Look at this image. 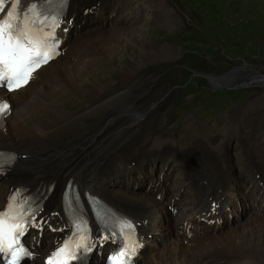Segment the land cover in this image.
I'll list each match as a JSON object with an SVG mask.
<instances>
[{"label":"bare ground","instance_id":"1","mask_svg":"<svg viewBox=\"0 0 264 264\" xmlns=\"http://www.w3.org/2000/svg\"><path fill=\"white\" fill-rule=\"evenodd\" d=\"M43 1L22 0V5L28 7L36 4L38 7ZM83 1L68 0L67 11L63 12L65 14L60 19L62 22L58 27H55V31L63 41L62 46L70 45V53L63 55L61 52L55 60L35 72L29 84L17 92L6 93L0 90V104L8 103L11 111L0 129V150L14 153L17 156L8 173L1 179L4 183L2 194L7 195L16 187L28 189V193L32 195H40L45 190L44 196L47 197L45 211L48 215L49 211L61 208V195L64 186L67 180L72 178L82 188L90 190L91 194L102 197L117 211L141 224V229L137 235L139 247L142 249L139 264H209L211 261L222 262V264H264V229L258 221L264 217L253 216L254 223L260 225L250 226L251 228L244 229L241 232H231L227 238L223 237L222 239L224 233L221 232H223L225 226L223 212L229 208L230 202V200L224 198L225 194L227 195V167L222 157H217L211 152L203 150V157L213 164L212 177L209 179L211 183H209V180L203 178L202 173L193 165V162L183 156L187 161L184 185L186 188L191 187L193 193L191 192L188 195L187 202L181 203V207L186 206L181 208L182 210L177 216L174 213L178 210L175 202L173 205L170 202L168 205H164L159 203L161 200L159 202L158 200H154V202L147 201L118 189L115 181L120 175L121 166L116 168V180H101V177H98L99 181L87 180L89 173L93 175L99 169L101 170L100 152H103L101 151V141L106 139L113 141L111 136H107L108 134H118V131L122 128L136 124L143 125L144 128L150 131L151 126L154 124L153 120L157 117L155 114L166 110L168 101L166 100L164 105H160V103L148 108L145 100L136 99L134 104L129 105L126 101L133 96V87L123 89L112 96L99 98L107 90L101 91L102 82L96 81L95 78L92 79L93 74L91 72L84 71L93 67L96 55H100L101 62L110 64L116 62L121 67L122 60L118 54L114 53L115 47H111V44L119 42L118 39L125 45V51H127L126 47L131 45L137 50L138 60L131 61V58L128 59L127 57V60L134 65L137 62L143 64L150 61L153 55L150 54L148 47L145 48L139 44L142 35L139 34L140 28L133 24L132 13L134 12H130L128 9L122 19L116 18V22H114L113 18L108 22L107 18L104 17L105 7L109 1L112 2L113 0H102L103 8L97 11L99 13L97 17L101 18L102 13L103 25L86 29L82 18L83 10L80 9V7H83ZM152 1L147 0V3L151 5ZM143 5L145 4L142 3L141 6ZM39 10L48 17L51 16L53 11V9L48 12L42 9ZM4 16L5 13L0 12V19ZM71 17H73V20L76 19L79 24L74 32L71 29L68 32L67 22ZM41 18L43 19V16ZM127 19L130 22H126ZM121 22H123L122 26H120ZM125 25L128 27H125ZM116 47L121 48L119 44ZM132 54L134 55V52ZM116 69V72L121 76L129 80L135 79L136 71L133 65L126 72H123L121 68ZM100 72L106 73L105 70ZM111 73L114 74L115 72H107V75ZM237 78H239L238 74L214 78L213 84L223 83L228 85L230 79H232V82ZM65 86L69 89L68 92H64ZM81 86H85V88L81 90ZM81 92L85 93V98L86 96L91 97V99L87 98L85 105L81 106L85 107L86 110L80 112L65 110L66 104L71 103L72 100L78 101L80 99ZM68 96L72 98L71 101H68ZM255 105L248 106L246 110L249 111ZM117 107H121L122 115L113 112ZM102 113H110V116L105 121L96 123V126L93 125L94 127H90V129L86 127L85 120L90 115H101ZM257 117L251 120L255 129L264 126V118ZM91 132L94 133V136ZM134 138H137V136L129 138L128 142L126 141L127 144L123 146V155H128L135 147H141L144 150L141 154L144 155L133 158L134 162L142 163L148 156L151 158L159 157L154 156V154L151 155V149L146 147L145 144H138L137 139ZM34 142H37V144H34ZM106 148L108 147L106 146ZM167 153L169 156L170 153ZM23 155H26L24 159L21 158ZM249 157V161L246 158L244 162L248 172L255 169L256 172L263 174L264 167L258 166L251 155ZM124 158L126 163L133 162V159H129L130 157ZM119 164L122 165L123 162ZM133 167L140 170L141 164H133ZM95 176H98V174H95ZM251 183H249L248 188L250 190L253 187ZM209 184L211 185L210 190L208 189ZM181 186H183V183H181ZM49 187L51 188L49 189ZM160 187L162 188V186ZM48 190L49 193L47 194ZM214 193L216 196H220L214 198ZM157 194H160L159 197L157 195L158 199H163L165 196L163 190ZM168 198L169 200L174 199ZM202 198L209 200V209L210 203L216 202L218 205L216 215L209 213L210 210L206 209V204L201 203ZM258 199L264 206V194L259 195ZM0 203L1 208L4 206V200H0ZM169 207L174 208L175 218L167 212ZM163 215L167 216V223L164 222L167 226L172 225L176 218L180 221V225L176 234L170 235L166 243L160 244L164 240L156 239L157 234L154 236V233L158 229L156 225L161 224L160 218ZM50 221L57 222L59 217H53ZM194 223L199 224L198 229L193 228ZM153 228L154 230H152ZM228 231L230 232L229 229ZM187 235L192 236L187 239ZM185 240L187 244L184 245ZM212 240H216V242L213 243ZM41 246H43L41 247L42 252L48 248L45 241L42 242ZM29 264L38 263L31 261Z\"/></svg>","mask_w":264,"mask_h":264},{"label":"rangeland","instance_id":"2","mask_svg":"<svg viewBox=\"0 0 264 264\" xmlns=\"http://www.w3.org/2000/svg\"><path fill=\"white\" fill-rule=\"evenodd\" d=\"M145 2L147 3V0H132L130 4L133 11H135L132 13L133 20L136 18L137 22L135 24L137 28H140L139 34L142 35V38L139 39V44L145 48L148 47L147 49L153 55V58L143 64L141 62H137L136 65L132 64L127 60V57L128 59L131 58V61L138 60L137 50L131 45L126 47L127 51H125V45L118 39L119 42L111 44V47H115L114 53L118 54L122 60L121 67L116 62L114 64L101 62V57L98 54L96 55L97 59L95 58L94 60L93 67L84 71L91 72L93 74L92 79L95 78L96 81L102 82L101 91L107 90L99 98L112 96L123 89L133 87L134 94L126 101L129 105L134 104L136 99H140L145 100L149 108V106L152 107V105L160 103V105H164V102L167 100L166 112L154 118L153 123L159 119L155 124V128L161 125L159 127L161 131L173 133V139H175V133H180L182 139L181 147L187 152H198L194 138H200L204 141L207 137L215 135L224 136L223 140L227 141L226 147L222 150L225 159L222 158V160L227 167V195L225 194L224 198L231 200L234 195L231 191L232 175H234L235 183L233 187L236 184L237 194L235 197L238 202H236V199H232L235 205L232 204L229 207V212L227 211V215L223 217L225 226L223 232H221L224 233L222 239L223 237L227 238L231 232H241L244 229L260 225L254 223L252 217L258 215L264 217V206H262L260 200L258 203H254L252 199L257 198L258 200L259 195L264 194V189L262 191L259 185L260 182H264V173L262 174L252 169L253 173L257 174L256 179L258 181L255 180V174L250 175L248 170L246 171L243 161L246 158L249 161V155H251L258 163V166L264 167V126L255 129L251 122L257 116L260 119L264 118V89L249 88L246 89L248 92L241 89L227 91L222 89L223 87L214 86V81H207L206 77L217 75L216 78H221L223 76L219 74L225 73L229 70L230 66L238 63L249 62L264 66V0H251V2L250 0H153L151 5ZM109 3L112 2L109 1ZM128 3L129 0H118L115 6L123 11L121 12L118 9V14H116L117 12H115L114 7L109 6L107 13L115 14L113 18L122 19L128 10L126 8ZM142 3L145 5L141 6ZM107 13H104V17L109 22L113 18L107 16ZM98 14L97 12L96 16ZM128 21L130 22L129 19L126 20V22ZM122 24L123 22H121L120 26ZM127 25L125 27L129 26ZM88 28L86 26V29ZM118 44L121 48L116 47ZM133 52L134 55L132 54ZM132 65L136 71L135 79L133 80H129L116 72V68H121L123 72H126L128 69H131ZM102 70H105L106 73L100 72ZM189 71L193 74H186ZM107 72H115L116 74L111 73L107 75ZM198 74L200 75L198 76ZM66 87H64V92L69 91ZM84 88L85 86H81L80 89ZM84 95L85 93L81 92L78 101H74L68 96V101L72 100V102L66 104L64 109L74 112L85 111L86 108L81 106L85 105V100L87 98L91 99V97L86 96L85 98ZM233 103H242L240 105H232V108H240L239 111L244 112L245 115L240 117L237 115V117H233L231 120H228L225 116L223 118L217 117V121L211 119H215L217 115L226 113L227 107ZM254 104H256L255 107L249 111L246 110L248 106ZM189 106L203 108L206 111V115L203 110L195 111L196 115L200 118H195V120L201 123L200 125H196L192 119H188L185 121L184 127L182 125L170 126L172 122L171 116L169 117L170 121L164 124L168 114L173 109L177 108L175 111L179 112L184 111ZM113 112L122 115L121 107H117ZM109 116L110 113L90 115L85 120V125L90 129V127L96 126V123L105 121ZM187 123H190L193 128L190 129ZM142 126H126L119 130L118 134H108L107 136H111L113 141L111 142L110 139L101 141L102 156L113 160L116 150L125 145V142L129 138L136 136L141 131ZM201 128L204 131L203 134ZM91 133L94 136V133ZM154 137H159V135H153L150 139ZM34 144H37V142H34ZM145 146L151 149V155L159 156L153 159L162 158V162H165L167 159V152L171 154L175 148H178L175 140L164 141L160 139H155L150 146L147 144ZM203 150H207L216 156L215 153L218 151V148L204 145L200 149L202 154ZM143 151V148L135 147L128 155H123V148L120 150L117 156V165L115 162L113 164L116 165L114 167L115 172H117L116 168L120 166L121 171L122 169L128 170V172L132 171L128 173V181L127 178L122 177V172H119L120 175H118L115 181L116 186L123 192L134 194L147 201L154 202V200H158L159 202L161 200L159 203L164 205H168L169 202L173 205L175 202L178 209L175 214L177 216L182 210L181 203L179 202L184 194H181L180 197L172 194L171 188L166 185L169 175L164 173L167 169V166L164 164L156 165L151 158L144 161L143 165L148 167L151 175L154 171L155 174L158 173L154 178L148 176L147 173H143L141 168L140 170L135 169L138 166L133 167V164H141L138 161L134 162L133 158L144 155L141 154ZM183 156L190 160L187 154H183ZM124 157H130L129 159H133V162L126 163ZM217 157H220V155L218 154ZM195 160L197 164L201 161V164L209 169L213 165L205 157L195 156ZM120 162H123V164H119ZM136 171L139 175L138 179L135 176ZM159 172L164 174L160 176ZM245 172V179L241 180L240 173ZM249 182H252V190L248 189L250 186ZM179 186H181V183H179ZM172 189L177 192L175 186ZM162 190L165 196L163 199H158L160 194L157 193ZM219 196H216L214 193V198ZM168 197L174 199L169 200ZM185 199L186 197H184V202ZM224 201L226 200L224 199ZM185 206L183 205V208ZM169 208L174 210L172 207ZM167 212L170 213L169 209ZM170 214L175 218L172 212ZM160 220L161 224L156 225L158 229H156L154 236L157 234L156 239L159 238L160 241L164 240L160 243L163 244L168 241L170 235L176 234L180 221L176 218V221L172 225L167 226L164 224V222L167 223L166 215H163ZM258 221L264 229V218ZM177 222L179 223L177 224ZM151 225L154 226L153 224ZM192 226L198 229L199 224L194 223ZM189 238L191 237L187 235V239ZM212 242L215 243L216 240H212ZM183 244L187 243L183 242ZM246 260L249 261L248 259ZM218 263L222 264V262L210 264ZM24 264L29 263L26 262Z\"/></svg>","mask_w":264,"mask_h":264},{"label":"snow or ice","instance_id":"3","mask_svg":"<svg viewBox=\"0 0 264 264\" xmlns=\"http://www.w3.org/2000/svg\"><path fill=\"white\" fill-rule=\"evenodd\" d=\"M56 2L61 7L60 11L51 17L53 29L62 22L59 15L66 0H56ZM5 8L6 0H0V12L5 13V18L0 20V88L12 92L29 83L32 73L46 64L51 54H54L55 45L48 43L47 38L51 33H46L44 37L34 34L43 31L42 27L36 28V25H43L49 18L38 10L36 4L24 7L22 0H7L6 12ZM8 110V103L0 104V119ZM18 195L19 192L10 197L6 207L0 210V260H6V264H20L22 257H31L32 254L28 249L20 244V237L25 235L27 226L40 227L46 223L43 220L35 221L38 209L27 213L32 220L26 222L23 218L24 203L16 204ZM76 227L78 231L81 230L80 225ZM121 227L133 229L134 225L125 220ZM88 238L86 235H80L75 240L72 238L65 240L49 255L47 264H68V261L78 259L76 249L91 251V248L85 244ZM103 238L107 239V237ZM137 247L139 245L134 240H129L127 244L121 240L119 250L110 257V264H132L131 257Z\"/></svg>","mask_w":264,"mask_h":264}]
</instances>
